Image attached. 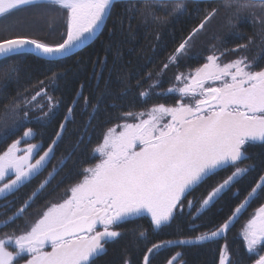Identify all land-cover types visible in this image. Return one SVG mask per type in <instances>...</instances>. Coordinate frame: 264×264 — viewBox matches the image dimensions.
Segmentation results:
<instances>
[{
  "label": "snow or ice",
  "instance_id": "1",
  "mask_svg": "<svg viewBox=\"0 0 264 264\" xmlns=\"http://www.w3.org/2000/svg\"><path fill=\"white\" fill-rule=\"evenodd\" d=\"M120 3L125 5L129 28L131 19L140 16L145 17V23L149 17L153 23H165L166 18L155 14L156 5L169 16L188 8L187 0H143L139 7L136 0ZM116 5L117 0H0V18L15 10L31 9L33 16L49 19V28L53 27L54 17L63 24L58 42L39 38L29 24L14 28L8 38H0V80L17 73L21 62L33 60L43 67L48 82L55 84L64 74L65 60L103 35ZM221 7L229 13L227 26L232 35L241 36L237 24L241 20H247L264 34V0H222L216 7L199 11L198 22L169 55L164 69L189 55L195 38L206 30ZM115 32L114 24L111 34ZM213 39L223 44L220 36L214 35ZM253 42L254 37H248L246 43L223 50L212 44L200 66L186 75L175 76L177 86L166 90L178 97L172 105L159 103L146 112H124L125 120L138 122L108 128L102 142L93 149L99 162L83 169V178L70 188V195L48 207L29 230L18 235L5 233L0 238V264H97V258L106 253V246L123 235L119 229L124 222L148 217L150 227L163 231L185 213L193 217L195 212L193 220L199 219L212 212L252 172L258 173L259 182L251 188L249 198L264 195V158L255 161L249 154L254 144L264 145V67H258L255 59L243 54ZM229 52L241 54L222 63V57ZM119 54L117 48V57ZM97 63H101L99 58ZM148 79H152V73H148ZM39 83L43 85L45 81ZM158 85L159 81L150 84L149 90ZM42 95L47 98L50 112L58 101L42 88L30 100L21 97L22 104L14 100L5 105L0 119H12L13 127H18L16 121L28 118L30 106L43 109V105L33 104ZM140 95L146 97L149 91H141ZM84 99L86 105L95 107ZM49 112H43V116ZM72 112L68 108V113ZM69 119L71 116L66 115L65 123L59 125L55 134L57 140L34 163L31 161L39 145L20 147L22 141L33 136L32 128H27L21 139L14 140L0 154V196L15 193L42 174ZM19 152L23 155H17ZM44 187L41 184L40 190ZM197 192L202 193L199 198ZM38 196L39 192L32 193L33 199ZM235 198L239 199L238 191ZM247 203L236 207L235 213H240ZM30 206L28 203L19 208L8 221L14 222ZM228 227L226 222L194 239L151 243L142 264H151L150 256L161 248L214 241ZM133 231H138V238H147V229ZM243 239L247 252L258 257H250L252 264H264V206L248 220ZM181 255L175 253L167 264H174ZM220 264H231L227 245L221 251Z\"/></svg>",
  "mask_w": 264,
  "mask_h": 264
},
{
  "label": "trees",
  "instance_id": "2",
  "mask_svg": "<svg viewBox=\"0 0 264 264\" xmlns=\"http://www.w3.org/2000/svg\"><path fill=\"white\" fill-rule=\"evenodd\" d=\"M220 3L222 0L187 1V11L173 16L167 15L162 7L156 5L155 14L166 18L165 23H153L150 17L145 23V17L140 16L131 19L129 28L125 5L117 2L115 13L106 21L107 29L103 35L65 60L62 66L64 74L55 84L48 82L43 67L33 60L21 62L17 73L10 79L0 80V118L4 116L5 105L14 100L22 104L21 97L30 100L42 88H46L47 95L58 101L49 112L47 98L43 95L38 97L33 104L43 105V109L30 106L28 118L17 120L16 124L19 126L15 128L12 119H0V154L14 140L23 136L27 128L33 129V136L28 142L40 143L42 149H47L53 140H57L55 134L59 125L65 123V116H71L42 174L15 193L0 197V238L5 233L18 235L26 231L28 225L42 214L51 200L80 181L83 169L93 165L98 159L93 149L101 142L108 128L125 120L122 115L124 112L137 113L159 103L172 105L178 97L166 90L175 86V76L200 66L204 62L203 57L209 54L212 44H217L223 50L224 47L234 48L239 43H246L248 37H254V42L243 54L249 59H255L258 67H264V34L254 29L247 20H241L237 22L241 36L232 35L227 26L229 13L221 7L206 30L195 38L189 55L182 57L178 64L163 68L169 55L198 22L199 11L216 7ZM136 4L138 7L142 6L143 1H136ZM49 22L48 18L33 16L31 9L15 10L0 18V38H8L13 34L14 28L29 24L37 30L39 38L58 42L63 31L62 21L54 17L51 21L52 28H49ZM114 24L116 32L111 34ZM214 35L220 36L223 44L214 40ZM117 48L120 53L118 57ZM240 54L229 52L225 55L234 59ZM98 58L101 63H97ZM148 73H152V79H148ZM41 80L45 81L43 85L39 83ZM157 81L159 85L149 90V85ZM141 91H149V95L142 97ZM84 98L95 107L86 105ZM70 107L73 109L71 114L68 113ZM43 112H49V115L44 117ZM20 116H23L22 112ZM249 154L253 160L259 161L264 158V145L254 144L249 148ZM243 166L245 165H241ZM53 169L55 171L46 181L47 175ZM221 175L226 176L227 173ZM258 182V173L252 172L212 212L195 220V212L193 217L185 213L163 231L150 227L148 217L124 222L119 229L123 235L106 246V253L97 258V264H125V261L128 264H142L143 255L151 243L169 239H194L204 232L216 230L226 222L229 224L228 229L214 241L161 248L150 256L151 264H166L177 252L182 255L174 264H218L223 245H227L231 264H252L250 257H258L255 253L247 252L240 231L250 214L264 203V195L252 198L248 196L251 188ZM41 184H45L42 191ZM34 191L39 192L35 199L32 198ZM237 191L239 199L235 198ZM195 195L199 198L202 193L197 192ZM245 201L248 203L241 212L235 213V208ZM28 203L31 206L26 207L22 215L15 218L14 222L8 221L9 217H14L17 210ZM140 228L148 230L146 239L138 238V231L134 233V229Z\"/></svg>",
  "mask_w": 264,
  "mask_h": 264
},
{
  "label": "rangeland",
  "instance_id": "3",
  "mask_svg": "<svg viewBox=\"0 0 264 264\" xmlns=\"http://www.w3.org/2000/svg\"><path fill=\"white\" fill-rule=\"evenodd\" d=\"M231 57H228V55H224L223 57H222V60H221V62L223 63V62H228V61H230V60H233V59H230ZM235 59V58H234ZM192 71V70H191ZM190 71H187V72H184V74L186 75V74H188ZM177 84H178V82L176 81L175 82V86H177ZM151 108V107H150ZM150 108H148L147 110H149ZM147 110H144L143 112H146ZM140 112H142V111H140ZM137 113H139V112H137ZM146 118V117H145ZM125 122H128V123H135V122H138L137 120H133V119H127V120H124L123 122H121V123H119V124H123V123H125ZM118 125V124H117ZM117 125H114V126H112V127H116ZM25 130H27V129H25ZM118 131L120 130V129H117ZM23 136H21L19 139H21ZM102 140H103V138H102ZM102 140H101V142H102ZM28 141H31V138L29 137V138H27L25 141H22V143H21V145H20V147L23 149V148H26L27 147V144H29V143H31V144H36V143H33V142H28ZM26 142V143H25ZM100 142V143H101ZM37 145H39V149L37 150V154H35L34 155V157H33V159H32V163H34L35 162V160L36 159H39V156L40 155H43L44 154V152L45 151H47L48 150V148L47 149H42L41 148V144L40 143H38ZM52 146V145H51ZM2 154V153H1ZM17 155H23V152H19V153H17ZM96 157L98 158L97 159V161L95 162V163H98L99 162V155L98 154H96ZM50 158H51V156H50ZM50 158H49V160H50ZM94 163V164H95ZM55 171V169H53L48 175H47V177H46V181L52 176V173ZM11 178H14V176L13 177H11ZM82 178H83V176H82ZM81 178V179H82ZM80 179V180H81ZM4 182H7V181H4ZM0 183H3V182H0ZM74 186V185H73ZM73 186H71V187H73ZM71 187H69L62 195H59L60 193H61V191L58 193V195L59 196H57L56 198H54L53 200H51L50 202H49V204L47 205V207L44 209V211H46L47 210V208L48 207H50L52 204H54V203H61V202H63V200L64 199H66L67 198V196L68 195H70V188ZM0 197H3V196H0ZM261 206H264V203L261 205ZM261 206H259V207H261ZM259 207H257L251 214H250V216L246 219V221H245V223H244V227L241 229V236L243 237V232H244V230H245V227H246V225H247V222H248V220H250L252 217H253V215H255V213H256V210L259 208ZM43 211V212H44ZM43 212H42V214H43ZM42 214L37 218V219H35V220H33L32 221V223L31 224H29L28 225V227H27V230H29L30 229V227H31V225L35 222V221H37L41 216H42ZM234 220V219H233ZM223 248H224V245H223V247H222V249H221V251L223 250ZM46 250H50V248L49 249H46ZM221 254V253H220ZM228 259H229V254H228ZM175 262V261H174ZM20 264H23V261H21L20 262ZM167 264V263H166ZM218 264H220V258H219V262H218Z\"/></svg>",
  "mask_w": 264,
  "mask_h": 264
},
{
  "label": "water",
  "instance_id": "4",
  "mask_svg": "<svg viewBox=\"0 0 264 264\" xmlns=\"http://www.w3.org/2000/svg\"><path fill=\"white\" fill-rule=\"evenodd\" d=\"M136 1H143V0H136ZM165 1H170V0H165ZM187 1H214V0H187ZM259 1V0H257ZM117 2H120V0H117ZM96 39V38H95ZM95 39H93L92 41H90L88 44H86L84 47H86L87 45H89L91 42H93ZM84 47H82L81 49H83ZM81 49H78L77 52Z\"/></svg>",
  "mask_w": 264,
  "mask_h": 264
}]
</instances>
